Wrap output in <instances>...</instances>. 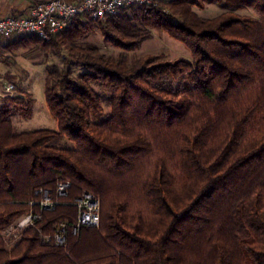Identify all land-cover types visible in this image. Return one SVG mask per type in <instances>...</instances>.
<instances>
[{"label": "trees", "instance_id": "obj_1", "mask_svg": "<svg viewBox=\"0 0 264 264\" xmlns=\"http://www.w3.org/2000/svg\"><path fill=\"white\" fill-rule=\"evenodd\" d=\"M232 1L258 15L205 17L193 9L200 0H154L0 44L31 41L63 58L46 66L56 129L14 127L32 98L0 107V264H264V0ZM94 25L124 51L164 31L191 59L107 55L79 42ZM60 180L71 181L68 196L36 226L52 234L75 222L69 201L85 190L101 199L99 226L64 246L29 227L9 246L4 230Z\"/></svg>", "mask_w": 264, "mask_h": 264}, {"label": "built area", "instance_id": "obj_2", "mask_svg": "<svg viewBox=\"0 0 264 264\" xmlns=\"http://www.w3.org/2000/svg\"><path fill=\"white\" fill-rule=\"evenodd\" d=\"M155 4L154 0H43L33 4L27 15H0V44L23 35H37L49 39L51 35L65 30L71 22L87 15L104 20L108 15L115 14L120 8ZM8 92L15 89L8 84ZM71 181L60 180L53 190L39 188L35 199L29 201L28 210L3 232L8 245H14L22 232L29 227L37 228L39 238L56 246L67 244L69 234H78L84 227H98L101 221V199L95 193L85 190L69 201L77 210L75 222L63 221L57 224L54 233H46L36 224L42 219L44 211L53 210L66 197L71 189Z\"/></svg>", "mask_w": 264, "mask_h": 264}, {"label": "rangeland", "instance_id": "obj_3", "mask_svg": "<svg viewBox=\"0 0 264 264\" xmlns=\"http://www.w3.org/2000/svg\"><path fill=\"white\" fill-rule=\"evenodd\" d=\"M200 2L202 7L193 6V9L205 17H213L226 10H234L243 15H258L252 7L234 5L232 0H200ZM152 32L153 36L145 40L140 48L130 51H124L107 43L97 25H94L93 29L79 42H92L107 55L117 57L124 54L130 60L145 54L160 55L162 60L170 61L179 58L191 59V51L184 43L164 31L152 29ZM12 40L4 42V45ZM64 53L66 54L65 51ZM52 63L62 65L63 58L53 54L52 51H46L40 44L31 41H24L18 45L1 49L0 107L8 96H21L25 99L32 98L34 100L33 113L30 117L25 116L20 109L12 116L14 127L17 130L56 129L58 127V120L51 114L45 97L46 66ZM74 70L77 73L83 68L77 66ZM8 84H14L15 89L8 92L6 89ZM96 88L105 94L102 88ZM104 110L108 112L109 106L105 105ZM59 145L75 147V144L68 140L60 142Z\"/></svg>", "mask_w": 264, "mask_h": 264}, {"label": "crops", "instance_id": "obj_4", "mask_svg": "<svg viewBox=\"0 0 264 264\" xmlns=\"http://www.w3.org/2000/svg\"><path fill=\"white\" fill-rule=\"evenodd\" d=\"M40 0H0V15L25 16L30 7ZM77 2L79 0H67Z\"/></svg>", "mask_w": 264, "mask_h": 264}, {"label": "water", "instance_id": "obj_5", "mask_svg": "<svg viewBox=\"0 0 264 264\" xmlns=\"http://www.w3.org/2000/svg\"><path fill=\"white\" fill-rule=\"evenodd\" d=\"M22 259H18V260H14L13 262L16 263V262H20Z\"/></svg>", "mask_w": 264, "mask_h": 264}]
</instances>
